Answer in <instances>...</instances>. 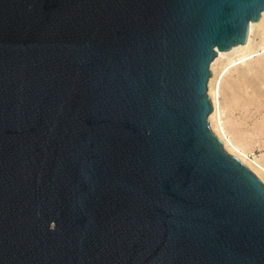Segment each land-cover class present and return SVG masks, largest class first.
Segmentation results:
<instances>
[{
    "label": "water",
    "instance_id": "obj_1",
    "mask_svg": "<svg viewBox=\"0 0 264 264\" xmlns=\"http://www.w3.org/2000/svg\"><path fill=\"white\" fill-rule=\"evenodd\" d=\"M263 11L0 0V264H264V186L206 94Z\"/></svg>",
    "mask_w": 264,
    "mask_h": 264
},
{
    "label": "bare ground",
    "instance_id": "obj_2",
    "mask_svg": "<svg viewBox=\"0 0 264 264\" xmlns=\"http://www.w3.org/2000/svg\"><path fill=\"white\" fill-rule=\"evenodd\" d=\"M253 34H257L256 36H258L260 40V45L258 46L256 45L257 47L255 48L252 47L253 43L251 44L252 42L251 36ZM259 48L264 50V11L261 13L260 18L256 23L255 22L249 23L247 38H246L245 43L242 44V46L241 45L234 46L227 52H219V50L216 49V57L210 64L211 70L212 72H214L213 69H215V67L218 66L220 63V65H222L223 67L222 68L223 71L224 70L226 71L227 69L231 68L232 67L231 65L236 61L243 62L244 63L243 67L245 68L248 67L251 69V66H250L251 65L250 61H252L251 57L255 53L258 52L257 50ZM224 56L225 57L227 56V58L225 59L224 62H221V58L222 57L225 58ZM254 70H250L248 72H243V73H241L238 70L240 74H238V76H235L237 78L234 79L233 81L234 84L233 83L232 84L237 88V90H239L238 88H240L241 85L244 86L243 87L244 94L243 95L241 94L242 96L238 95L235 92L236 88H235V91L231 89V101L228 107H226L227 105H225L224 107L223 106L221 107V104L219 102V92L218 90L216 92V89H215V82L217 79V74H214V76L212 75L213 76L212 78L210 75L209 79L210 78L211 79L210 81H208L209 83H207L208 85V94H207L208 96L207 97L209 98L211 102L212 112L208 116L207 120H208V125H210L211 133L222 144V147L225 153L235 158L240 164L245 166L264 185V165H259L255 161L250 160L251 151H250L249 139L251 136L247 137L246 135H242L239 132L235 131L234 123L228 117L225 116L226 111H229L232 113V111L235 108L239 107L242 104L244 106L251 105L254 103L259 104L264 99V89H262V87H264V80H261L258 77L259 75L264 76V64H261V66L258 69H256V72ZM251 71H254L255 73L252 72L254 74H250ZM251 77L253 78L254 82H255V79L257 78L258 80H261V83H258V84H254V82L252 83ZM245 88L246 89L250 88L251 90L250 94H245V91H246ZM250 90L248 89V91ZM258 134L264 135V124L262 125L261 129L258 131ZM262 137L264 138V136Z\"/></svg>",
    "mask_w": 264,
    "mask_h": 264
},
{
    "label": "rangeland",
    "instance_id": "obj_3",
    "mask_svg": "<svg viewBox=\"0 0 264 264\" xmlns=\"http://www.w3.org/2000/svg\"><path fill=\"white\" fill-rule=\"evenodd\" d=\"M256 35L257 34H253L252 35L253 38L251 36V41H252L251 44L253 43L252 44L253 46L252 45L251 46L253 48H255L258 45H260V40H259L258 36H256ZM257 51L258 52L255 53L251 57V59L253 61V62L250 61L251 62V65H250L251 69L248 68V67H246V68L243 67L244 63L240 62V61L234 62L231 65L232 67L230 66L232 69L228 67L229 68V69H227L228 71L227 70L223 71V69H222L223 67H222V65H220V63H219L220 66L218 65V66L215 67V69H213L214 72H212L211 67L209 68V71L211 72V78L214 76V74H217V79H216V82H215V89H216V92H217V90L219 92V102L221 104V107L222 106L224 107L225 105H227L226 107L229 106L230 101H231V89L235 91V88H236L233 85L234 84L233 81H234V79L237 78L235 76H238V74H240L239 71L241 73L248 72L250 70H254L255 68L258 69L261 66V64H264V50L259 48ZM226 58H227V56L225 58L222 57L221 58V62H224ZM256 69L254 70L255 72H256ZM233 70H234V72H233ZM254 71H251L250 74H254L255 73ZM252 72H254V73H252ZM218 73H219V75H218ZM258 77H259V79L264 80V76L263 75L262 76L259 75ZM210 79H209V81H210ZM254 79H255V77H254ZM261 80H258L256 78L255 82H254V80L252 78L251 82L252 83L254 82V84H258V83H261ZM243 87L244 86L241 85L240 88H238L239 90H237V88H236L235 92L238 95H241V94L243 95L244 94V92H243L244 88ZM248 89L250 90V88H247V89L245 88V90H246L245 94H250L251 90L248 91ZM262 89H264V87H262ZM206 94H208V85H207V93ZM225 116L228 117L234 123L235 131L239 132L242 135H246L247 137L251 136L250 139H249L250 151H251L250 160L255 161L259 165H264V138L262 137L264 135H259L258 134V131L261 129L262 125L264 124V99L259 104L258 103H254V104L245 105V106L242 104L239 107L235 108L232 111V113L229 112V111H226V115ZM209 129H210V125H209ZM210 131H211V129H210Z\"/></svg>",
    "mask_w": 264,
    "mask_h": 264
}]
</instances>
